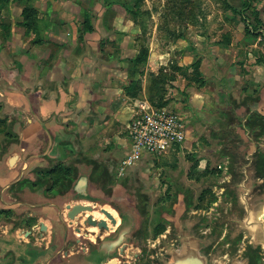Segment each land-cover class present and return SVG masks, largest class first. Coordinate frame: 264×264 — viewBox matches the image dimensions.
<instances>
[{
	"label": "rangeland",
	"instance_id": "obj_1",
	"mask_svg": "<svg viewBox=\"0 0 264 264\" xmlns=\"http://www.w3.org/2000/svg\"><path fill=\"white\" fill-rule=\"evenodd\" d=\"M36 1L38 0H4L0 3V59L5 63L16 64L34 57L30 50L31 43L49 46L48 39L39 34L41 23L39 11L34 6ZM50 1L53 3L50 16L55 20L60 19L58 24L59 27L62 26V30L64 28L67 31L71 18L75 19L72 22L77 29L76 42L81 46L85 42V35H88L83 23L88 20L95 29L93 33H121L119 40L124 37L122 33H134L137 53L141 46H145L148 48V55L149 50L154 58L160 55L162 66H156L154 59L151 67L146 61L133 68L128 63L129 59H120L123 51L114 41L95 36L99 38L100 51L113 57L107 63L110 68L117 61L125 64L120 69L127 76L126 79L121 78L124 82L118 86L122 89V94L130 99L126 100V105L137 109L141 102L146 100L149 103L150 96L156 103L161 100V103L177 112L186 123L185 142L164 157L140 165L139 176L144 185L139 194L145 198L142 201L145 202L143 211L147 217L146 246L158 248L159 239L169 230L168 223L163 221L161 215L172 209L176 197L186 194L192 201L186 223L203 218V221L199 220L201 225L198 230L202 235L208 234L213 227H217L214 222L217 225L218 222L221 223L226 214L230 215L234 211V207L219 188L223 181L229 179L225 169L227 160L220 156L219 140L203 124L224 119L218 111L224 107L220 82L238 102L244 96L255 97L261 88V79H264V21L260 17H264V0H251V8L247 10L243 9L246 0ZM25 7L33 8L36 12L35 23L31 28L29 20L22 15ZM240 12L244 14L245 20H242ZM55 60L54 55H51L46 60H41L38 67L40 65L41 68H46ZM145 74L144 93L141 91L134 99L128 97L126 89L130 85V79H140L142 85ZM158 74L165 75L166 78L164 86L160 85L162 99L160 94L149 91L150 75ZM111 77L112 75L101 74V80L105 83ZM170 77H173V81L168 82ZM115 80L119 81V77ZM119 99L124 100L122 96ZM196 101L201 102V106H196ZM2 117L4 115L0 114L1 120ZM105 147L107 146H98V149L105 151ZM259 150L264 153V135L259 141ZM139 161L123 171H120L121 161L109 164L108 167L113 169L104 178L109 183L106 189L117 190L118 186L123 188L129 179L130 170ZM104 169L105 167L99 166L95 175H101ZM25 184L27 185V181ZM167 186L172 189H166ZM138 201L140 203V199ZM137 215L138 224L144 216ZM183 221L185 220L178 222L184 224ZM235 228L226 222L218 228L222 236L229 234L231 238L228 242L226 239L217 240V250L225 262L231 259L232 248L237 250L236 255H241L247 244L242 238L236 247L232 245ZM135 246H129L127 250L130 253L129 259L127 258L130 263L134 262V254L142 249L141 244L138 248ZM145 257V264H154L146 255Z\"/></svg>",
	"mask_w": 264,
	"mask_h": 264
},
{
	"label": "water",
	"instance_id": "obj_2",
	"mask_svg": "<svg viewBox=\"0 0 264 264\" xmlns=\"http://www.w3.org/2000/svg\"><path fill=\"white\" fill-rule=\"evenodd\" d=\"M5 73L15 74L9 70ZM219 85L224 107L218 111L224 119L203 125L219 140L220 156L227 160L225 169L229 179L223 181L219 188L230 199L234 211L226 214L218 225L214 222V225L221 228L226 222L236 227L233 240L243 238L247 242L246 250L241 255H236L233 249L231 259L225 262L216 247L220 236L218 228L213 227L208 234L202 235L198 228L203 218L186 223L192 202L187 194L176 197L172 209L161 215L163 221L168 223L169 230L159 239L158 248L146 246L145 198L139 194L144 185L139 176L141 163L130 170L123 188L118 186L117 190L111 192L106 190L109 183L104 178L113 168L100 165L105 169L96 176L98 163L78 156L66 162L73 176L67 188L60 194L56 193L54 198L44 197L43 193L35 191L34 205L30 207V198H18L13 189H0V213L10 211L15 216L30 217L32 212L35 219L41 220L37 225L39 236L32 242L30 231L16 227L14 221L1 218L0 261L11 258L7 264H47L48 259L44 262L45 253L49 255V260L60 261L66 254L69 242L81 241L83 249L91 250L87 254L86 264H95L97 256L117 255V252L128 250L129 246L136 245L138 248L140 244L141 253H145L154 264H256L257 250L261 251L260 259L264 262V153L259 150V141L264 135V80L255 97L244 96L240 102L221 82ZM63 98L65 101H62L60 110L58 103L54 104L57 111H52L47 119L51 123L65 124L73 120L83 102L75 100L69 93ZM51 130L54 132L53 128ZM12 148L13 143L8 141L0 154L2 185L12 184L11 174L18 159L13 155ZM40 164L49 162L42 161ZM21 190L26 196L28 189ZM86 212H95L103 217L93 220L88 215L84 224H80V215ZM137 213L144 216L138 224ZM182 219L185 220L184 224L178 222ZM44 221L48 222L49 228ZM87 226L104 231L97 243L87 240L88 233L83 229ZM228 238L231 239L229 234ZM137 254L139 252L134 255ZM116 255H112L106 264H118L113 258Z\"/></svg>",
	"mask_w": 264,
	"mask_h": 264
},
{
	"label": "crops",
	"instance_id": "obj_3",
	"mask_svg": "<svg viewBox=\"0 0 264 264\" xmlns=\"http://www.w3.org/2000/svg\"><path fill=\"white\" fill-rule=\"evenodd\" d=\"M35 3L41 23L39 34L48 39L49 46L31 43L30 50L34 57L12 66L0 59V103L4 104L1 114L13 123L14 129L21 131L24 145L30 147L31 162L40 163L49 157L51 162L58 161L66 165L69 159L82 156L95 160L98 163L96 169L100 165L118 164L129 153L126 126L136 109L126 105V100L130 99L122 94L118 86L124 82L121 78L126 79L127 76L120 69L125 64L117 61L110 68L107 63L113 57L100 51L98 39L107 37L111 42L114 41L123 51L120 59L130 60L137 54L134 33H122L124 37L120 40L118 36L121 33H91L85 35V42L81 46L76 42L77 29L72 22L75 19L71 18L70 26L66 24L67 31L64 28L62 30L58 24L60 19L55 20L50 16L52 1L38 0ZM260 19L264 21L263 16ZM98 35L99 38H95ZM51 55L56 58L54 62L46 68L38 67L41 60ZM159 58L160 55L154 58L149 50L148 66H152L154 59L156 66H162ZM8 70L15 74L5 73ZM104 73L112 75L111 79H107L108 83L112 81L111 84L101 80V74ZM117 77L119 81L115 80ZM143 78L144 93L146 74ZM66 93L83 102L73 120L65 124L51 123L47 119L52 111H57L54 104L57 102L60 110ZM120 96L124 100L121 101ZM195 103L201 106V102ZM87 118L89 120L86 121ZM67 139L69 142H66ZM98 146L109 147H105L104 151ZM153 160L146 156L138 164L144 165V162Z\"/></svg>",
	"mask_w": 264,
	"mask_h": 264
},
{
	"label": "flooded vegetation",
	"instance_id": "obj_4",
	"mask_svg": "<svg viewBox=\"0 0 264 264\" xmlns=\"http://www.w3.org/2000/svg\"><path fill=\"white\" fill-rule=\"evenodd\" d=\"M30 68V67H27ZM2 103V102H1ZM0 103V114L2 112V109L4 107V104ZM3 120L0 119V154L4 151V145L6 142L10 141L13 143V155H16L18 157L15 169L13 173L11 174V185H2L0 181V189H13L16 196L18 198L27 199L30 198V207L34 205L33 200V192L38 191L43 193L44 197L48 198H54L53 196L56 193L63 192L64 189L67 188L66 186V165L63 162L49 161V157L46 160L49 162V164L41 165L40 163H34L31 162V156H30V147H27L24 145L23 140L21 139V131L18 129H14L13 123L9 121L7 117H2ZM21 125L23 123H20ZM70 152V151H69ZM41 155V154H40ZM27 181V185L24 183ZM29 182V185H28ZM157 188V186L155 187ZM21 189H28L26 196L23 195V191ZM161 189V188H160ZM166 189H172V187L167 186ZM107 191L113 192L114 189H106ZM27 206V205H24ZM61 206V205H59ZM31 212V211H30ZM32 213V212H31ZM30 213V217H27L25 215L23 216H15L13 212L5 211L0 213V219L3 220H10L16 222V227H24L28 231H30V240L34 242L38 236V221L41 220L35 219L33 217V213ZM88 215H91L93 217V220H99L101 219L100 215H95V212L92 213H83L80 215L79 223L84 224V221L86 220V217ZM44 224L49 228L48 222L44 221ZM84 230H86L87 234V240L90 242L97 243L103 236L104 231H98L95 227H83ZM222 232L220 231V240L226 239L228 242V234L221 235ZM241 239H235L232 240V245L236 247V245L239 243ZM81 241H75V243L69 242L67 244V251L66 254L62 257L60 261H55V259H50L49 255L45 253V260L47 261V264H86V258L88 257L87 254L91 252L89 249H83L84 244H82ZM80 245V247H79ZM247 244L244 248V251L246 250ZM235 251H237L235 248H232ZM129 251L125 252H117L116 254H110L105 256L104 258H101L100 256H97L95 259V264H106L109 260H111L112 255L113 258H116V261L118 264H145L146 263V257L145 254L139 252V254L133 256V263H130L128 261L129 257ZM256 254V264H260L262 261L260 259L261 251L257 250L255 252ZM128 258V259H127ZM11 258H8L6 261H10ZM0 261V264H7V262Z\"/></svg>",
	"mask_w": 264,
	"mask_h": 264
},
{
	"label": "built area",
	"instance_id": "obj_5",
	"mask_svg": "<svg viewBox=\"0 0 264 264\" xmlns=\"http://www.w3.org/2000/svg\"><path fill=\"white\" fill-rule=\"evenodd\" d=\"M129 153L120 163V171L144 157L156 159L174 150L186 140L184 119L169 107L154 108L147 101L137 105L126 126Z\"/></svg>",
	"mask_w": 264,
	"mask_h": 264
},
{
	"label": "trees",
	"instance_id": "obj_6",
	"mask_svg": "<svg viewBox=\"0 0 264 264\" xmlns=\"http://www.w3.org/2000/svg\"><path fill=\"white\" fill-rule=\"evenodd\" d=\"M4 2V0H0V3ZM248 8H251V0H246L245 3H243V9L247 10ZM22 15L24 16L25 19L29 20L30 22V28L33 26V24L35 23V15L36 12L33 8L30 7H25L22 11ZM240 15H242V20H245L244 14L242 12H240ZM257 23L260 24V22L257 20ZM24 26H27V23L23 24ZM84 25V31L88 32V34H91L94 32V27L92 26L91 22H89L88 20L85 21L83 23ZM148 58V48L145 46H141L139 48V51L137 53V55L133 58L128 60V63H130L132 65L133 68H137L143 64L146 63ZM150 83H151V87L149 89V91H154L156 92V94H160L161 93V87L160 85H163L166 83V78L165 75L162 74H158V75H150ZM169 81H173V77L168 79ZM165 82V83H164ZM164 83V84H163ZM142 91V85H141V80H132L130 79V85L127 87L126 89V94L128 95V97L130 98H137L138 94L141 93ZM164 91V90H163ZM161 97V94H160ZM162 99V97H161ZM148 101L150 103V105L154 108H162V107H166L165 103H161L160 101L158 103H156L153 98H151L150 96L148 97ZM65 175H66V186H68V182L69 179L73 176L72 170L68 167H66V171H65Z\"/></svg>",
	"mask_w": 264,
	"mask_h": 264
},
{
	"label": "bare ground",
	"instance_id": "obj_7",
	"mask_svg": "<svg viewBox=\"0 0 264 264\" xmlns=\"http://www.w3.org/2000/svg\"><path fill=\"white\" fill-rule=\"evenodd\" d=\"M111 213H112L113 215H115L113 211H111Z\"/></svg>",
	"mask_w": 264,
	"mask_h": 264
}]
</instances>
